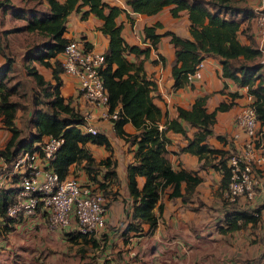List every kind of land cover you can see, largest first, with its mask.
<instances>
[{"label": "trees", "instance_id": "16d2710c", "mask_svg": "<svg viewBox=\"0 0 264 264\" xmlns=\"http://www.w3.org/2000/svg\"><path fill=\"white\" fill-rule=\"evenodd\" d=\"M23 1L31 4L23 5ZM245 1L125 0L136 14L151 16L169 6H172V17H178L181 11H187L188 14L190 39H183L171 31L159 35L156 30L161 25L155 24L143 30L144 39L150 41L151 47L140 48L128 45L122 37V26L117 24L116 19L123 10L109 6L105 0H17V5L13 0H0L1 37L6 39L23 33L35 36L34 40L39 39L24 49L19 65L10 53L8 44L1 41L0 54L4 63L0 65V120L10 137L0 148V156L9 165L21 151L31 149L45 137L62 139V144L50 161L51 169L63 180L68 177L71 165L82 164L89 182L105 195L109 205L112 182L107 179H116L114 162L110 156L95 162L86 146L94 144L110 151V143L103 133H82L80 126L85 124L83 115L72 105L70 97L65 99L61 96L60 76L63 68L60 54L70 41L63 35L68 16L76 12L82 20L93 15L102 22L99 30L108 38V47L103 53L104 63L99 75L107 93L108 112H117V118L111 121L116 136L135 146V161L127 167V185L133 199V221L125 227L122 236L126 237L125 234L131 231L142 233V223H146L148 228L155 226L157 216L153 209L168 187L172 188L170 198L181 197L186 202L201 182L195 173L174 171L171 168L166 157L168 132L180 134L187 140L180 151L198 156L199 161H204L201 167L211 164L210 160L219 156L212 166L222 169V186L226 189L230 178L227 160L235 150L232 146L229 150L212 149L207 145V138L213 134L217 112L229 110L235 105L234 100L241 96L237 92L225 93L221 90L230 101L221 103L211 112L206 110V98L198 97L190 109L178 107L176 118L168 119L154 102L156 84L147 78L143 64L160 37L168 36L174 47L171 74L173 86L177 89L187 85V75L205 57H217L221 65V77L232 81L238 88H245L247 96H251L264 146V74L259 63L262 52L255 38V44L250 42L248 45L238 39V35L245 32L242 30L243 22L254 16L252 10L242 6ZM15 20L23 23L4 29L7 21ZM84 45L87 50H91L90 45ZM130 54L136 58L142 56V59L130 61L127 58ZM38 67L50 71V80L44 78ZM20 111L21 115L26 114L21 129L16 125ZM127 123L134 127V134L124 131L123 127ZM183 123L196 129L191 138L187 137ZM217 139L226 143L223 136H217ZM101 167L107 168L102 181L96 178ZM139 176L145 180L141 190L136 185ZM181 183H185L184 194L180 193ZM15 192L16 189L0 190V218L8 219L5 210ZM158 209L161 211L162 204H158ZM254 214L243 211L228 215L227 230L245 229L249 223L256 222ZM67 234L70 240L81 238L86 244H98L93 236L76 230Z\"/></svg>", "mask_w": 264, "mask_h": 264}, {"label": "crops", "instance_id": "0c3cea01", "mask_svg": "<svg viewBox=\"0 0 264 264\" xmlns=\"http://www.w3.org/2000/svg\"><path fill=\"white\" fill-rule=\"evenodd\" d=\"M13 3L17 5V0H13ZM105 3L123 10L116 22L122 26V37L130 46L151 47L150 41L144 39L143 30L155 24L161 25L156 30L159 35L171 31L183 39L191 38L187 11H181L178 17H172V6H169L155 15L147 16L132 12L125 0H105ZM242 6L254 12L257 8L264 9V0H246ZM101 25V20L93 15L82 20L80 14L72 12L67 18L63 36L68 40H80L90 45L93 51L104 53L108 47V38L99 30ZM242 30L245 32L238 35L239 41L246 45L254 43L255 26L252 18L243 22ZM127 58L137 61L142 56L136 58L130 54ZM173 59L174 47L169 37L161 36L144 61L143 68L147 78L156 84L153 93L156 97L155 104L166 118L173 119L177 116L178 107L188 110L198 97L206 98V110L211 112L221 103L230 101L228 95L221 93V90L225 93L237 92L241 97L234 100L235 105L227 111L217 112L212 127L213 134L207 138V145L217 150H229L231 146L235 151L238 150L246 136L236 127L235 120L242 107L249 103L246 89L238 88L230 80H224L219 60L213 56L202 60L199 80L176 89L171 74ZM3 63L4 58L0 54V65ZM259 63L262 65L261 73L264 74V52ZM38 71L45 79L50 80L49 70L38 67ZM60 77L61 96L65 99L70 97L72 105L82 115L89 114L86 125L103 133L111 146L110 151L94 144L86 146L95 162L109 156L114 162L116 179H107L112 182L109 188L112 197L107 208L105 227L93 236L98 244L92 246L81 238L70 240L67 233L75 228L74 222L64 229H51L46 216L40 211L31 216H20L17 220L1 217L0 264H122L127 261L132 264H264V146L256 152L255 168L262 177V182L255 197L251 200L239 198L234 204H230L224 198L226 189L222 186V169L212 166L219 156L210 160L211 164L201 167L204 161H199L198 156L180 151L187 140L180 134L168 132L166 157L171 168L174 171L195 173L201 178V182L186 202L181 197L170 198L172 188L168 187L153 209L157 216L155 226L148 228L146 223H142V233L131 231L123 237L125 227L133 221V199L127 185V167L135 161V146L116 136L112 120L107 117V107H90L78 93V81L64 73ZM19 114L21 113L18 112L17 116ZM183 126L187 137L191 138L196 129L186 123ZM123 129L127 134L135 133L130 123L125 124ZM80 130L86 133L84 125L80 126ZM237 132L238 138L233 141L232 137ZM217 136L225 137L226 143L220 142ZM9 137V131L1 127V148ZM1 164H6L2 157ZM106 170L107 168L101 167L96 178L102 181ZM74 176L82 183H90L82 164L69 167L68 177ZM17 181L16 176L7 178L1 189L15 190ZM144 182L143 177L136 178L139 190ZM184 190L185 183H181L180 193L184 194ZM158 204H162L161 211ZM243 211L255 212L256 222L249 223L242 230H227L228 215Z\"/></svg>", "mask_w": 264, "mask_h": 264}, {"label": "built area", "instance_id": "2783aa9c", "mask_svg": "<svg viewBox=\"0 0 264 264\" xmlns=\"http://www.w3.org/2000/svg\"><path fill=\"white\" fill-rule=\"evenodd\" d=\"M255 41L259 50L264 52V9L254 10ZM63 73L78 81V93L90 107H107V93L99 71L103 67V53L87 50L80 40H70L60 54ZM203 61L187 75V81L201 78ZM242 107L235 124L246 136L239 149L227 160L230 171L229 183L225 191L227 203H234L239 198L251 200L261 185V178L256 171V152L262 149L263 138L256 120L252 98ZM111 120L117 118V112L108 113ZM84 130L89 134L97 131L86 125L89 114H84ZM235 133L232 140L238 138ZM62 144V139L51 136L35 143L31 149L21 151L9 165L1 164L0 190L7 178L18 177L16 192L5 210L9 220L20 216H31L40 211L47 218L51 229H64L73 222L76 230L84 235H97L106 223L108 199L91 183H82L76 177L60 180L51 169L50 161ZM122 264H130L123 262Z\"/></svg>", "mask_w": 264, "mask_h": 264}, {"label": "rangeland", "instance_id": "374dc122", "mask_svg": "<svg viewBox=\"0 0 264 264\" xmlns=\"http://www.w3.org/2000/svg\"><path fill=\"white\" fill-rule=\"evenodd\" d=\"M21 3L23 5H30L31 4V3H26L24 1L21 2ZM21 3L19 2L18 4H21ZM22 23H23L22 21H7L4 29L12 28L14 26H19ZM1 28L2 27H1V22H0V45H1V41L5 42L6 44H8L9 49H10V53L15 56V58L17 59V65H19V60L21 58V55L24 53V49L27 46H30L33 43L37 42L38 38L36 40H34V38H36V37L33 36V35H28V34H23V33L21 34L20 33L19 35L12 36V37H9V38L5 39V38L1 37ZM27 107L30 109L29 105ZM29 109H28V111H29ZM20 113H21V111H20ZM25 115L23 116V114L22 115L19 114L20 117L18 116L19 118H18V121H17L16 125L20 129H21V127L23 128V126H24L23 122L26 120V119H24V118H26ZM1 125H2V123H1V120H0V148H1V127H2ZM3 129H5V128H3ZM74 177L78 178L77 176H74ZM260 178H261V182H262V177L260 176ZM127 262L132 264L131 261H127Z\"/></svg>", "mask_w": 264, "mask_h": 264}]
</instances>
